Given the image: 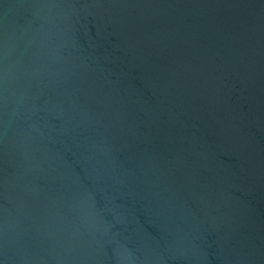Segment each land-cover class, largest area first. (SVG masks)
Masks as SVG:
<instances>
[{"label": "water", "instance_id": "water-1", "mask_svg": "<svg viewBox=\"0 0 264 264\" xmlns=\"http://www.w3.org/2000/svg\"><path fill=\"white\" fill-rule=\"evenodd\" d=\"M0 264H264V0H0Z\"/></svg>", "mask_w": 264, "mask_h": 264}]
</instances>
